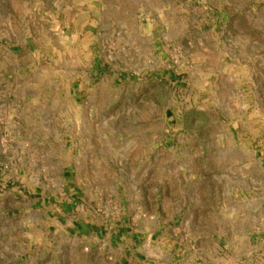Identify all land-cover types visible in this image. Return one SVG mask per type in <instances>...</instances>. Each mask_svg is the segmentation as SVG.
Listing matches in <instances>:
<instances>
[{"label":"rangeland","instance_id":"rangeland-1","mask_svg":"<svg viewBox=\"0 0 264 264\" xmlns=\"http://www.w3.org/2000/svg\"><path fill=\"white\" fill-rule=\"evenodd\" d=\"M0 168V264H264V0H0Z\"/></svg>","mask_w":264,"mask_h":264},{"label":"crops","instance_id":"crops-1","mask_svg":"<svg viewBox=\"0 0 264 264\" xmlns=\"http://www.w3.org/2000/svg\"><path fill=\"white\" fill-rule=\"evenodd\" d=\"M1 171L0 168V179H6L5 173ZM63 179H70L68 171H64ZM140 236L141 231L137 229L125 233L123 225L116 226V231L110 237V247L116 242V252L121 255V264H175L174 259L170 258V248L167 246L157 248L150 240L140 243L138 241Z\"/></svg>","mask_w":264,"mask_h":264}]
</instances>
